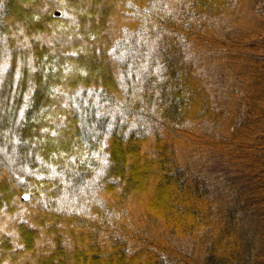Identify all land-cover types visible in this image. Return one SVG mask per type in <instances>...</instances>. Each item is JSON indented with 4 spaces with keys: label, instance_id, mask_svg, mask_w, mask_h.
I'll use <instances>...</instances> for the list:
<instances>
[{
    "label": "trees",
    "instance_id": "obj_1",
    "mask_svg": "<svg viewBox=\"0 0 264 264\" xmlns=\"http://www.w3.org/2000/svg\"><path fill=\"white\" fill-rule=\"evenodd\" d=\"M0 264H264V0H0Z\"/></svg>",
    "mask_w": 264,
    "mask_h": 264
},
{
    "label": "rangeland",
    "instance_id": "obj_2",
    "mask_svg": "<svg viewBox=\"0 0 264 264\" xmlns=\"http://www.w3.org/2000/svg\"><path fill=\"white\" fill-rule=\"evenodd\" d=\"M255 24V15L247 16L241 14L221 19L215 25V29H219L223 38H228L229 36L234 37L240 33L251 31ZM198 56L202 57L200 60H196L197 63H201L200 65L205 76L213 83L217 90V98L219 99L221 109L226 113L237 111L240 105V96H242L241 87L246 84V79L243 78V69L229 62V54H224L223 52L216 53L200 50ZM225 126L224 123H218L216 130L211 128L209 131L214 132L216 137L226 138L230 132L225 130ZM213 171H216V168H213Z\"/></svg>",
    "mask_w": 264,
    "mask_h": 264
},
{
    "label": "snow or ice",
    "instance_id": "obj_3",
    "mask_svg": "<svg viewBox=\"0 0 264 264\" xmlns=\"http://www.w3.org/2000/svg\"><path fill=\"white\" fill-rule=\"evenodd\" d=\"M25 199H27V197H25Z\"/></svg>",
    "mask_w": 264,
    "mask_h": 264
}]
</instances>
